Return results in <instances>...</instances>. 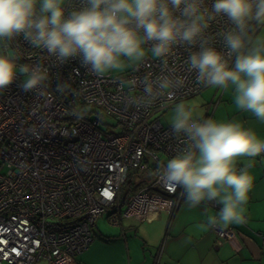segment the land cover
Wrapping results in <instances>:
<instances>
[{"label": "built area", "instance_id": "2783aa9c", "mask_svg": "<svg viewBox=\"0 0 264 264\" xmlns=\"http://www.w3.org/2000/svg\"><path fill=\"white\" fill-rule=\"evenodd\" d=\"M213 2L204 0L208 12ZM84 6L86 0H66V14ZM208 23L206 46L232 67L236 57L223 37L234 26L223 15ZM258 28L251 22V41ZM198 51L199 42L178 44L166 64L150 56L128 72L97 75L79 57L60 63L23 37L0 41V54L11 52L18 64L48 70L42 93L22 91L23 77L0 92V264H72L93 243L96 224L106 214L119 226L125 216L158 211L157 193L172 197L175 208L184 200L181 190L160 182L158 174L184 151L187 138L159 117L208 88L189 71V56ZM162 77L183 83L150 98L144 83L155 87ZM209 118L207 113L203 119ZM130 179L147 185L126 200L123 189ZM212 231L220 240L234 235L230 227Z\"/></svg>", "mask_w": 264, "mask_h": 264}, {"label": "clouds", "instance_id": "9594fccd", "mask_svg": "<svg viewBox=\"0 0 264 264\" xmlns=\"http://www.w3.org/2000/svg\"><path fill=\"white\" fill-rule=\"evenodd\" d=\"M66 0H0V41L23 37L60 63L79 57L97 75L121 70L124 60L141 61L150 44L154 57H166L178 44L197 45L189 56V71L205 87H234V103L264 121V42L253 44L251 22L264 24V0H214L212 11L204 0H86L79 10L65 9ZM226 16L234 26L224 43L236 59L232 67L212 47L204 33L209 20ZM18 85L24 92L42 93L48 70L40 64H18L13 53L0 54V92ZM145 82L144 91L156 98L183 83L168 78ZM172 131L187 138L184 151L167 160L158 179L181 190L189 208L211 204L201 227L226 229L246 222L245 205L255 184L250 171L264 154V139L239 122L203 119L184 103L175 106ZM241 158L243 166H238ZM214 208H218L214 210Z\"/></svg>", "mask_w": 264, "mask_h": 264}, {"label": "crops", "instance_id": "0c3cea01", "mask_svg": "<svg viewBox=\"0 0 264 264\" xmlns=\"http://www.w3.org/2000/svg\"><path fill=\"white\" fill-rule=\"evenodd\" d=\"M259 42H264V24L252 39L253 44ZM234 96V87L218 88L206 114L221 123L239 122L264 139V121L238 109ZM250 171L255 184L245 205L246 222L229 226L233 237L220 240L212 229L201 227L213 205L189 208L183 200L175 208L172 197L157 193L162 201L158 211L140 218L125 216L110 234L98 221L93 243L72 264H264V156L255 158Z\"/></svg>", "mask_w": 264, "mask_h": 264}, {"label": "rangeland", "instance_id": "374dc122", "mask_svg": "<svg viewBox=\"0 0 264 264\" xmlns=\"http://www.w3.org/2000/svg\"><path fill=\"white\" fill-rule=\"evenodd\" d=\"M146 50V57H150L153 56L151 51L148 50L145 46H143ZM124 60L125 63V67L121 70H115L106 74H121L124 72H128L130 70H132L134 68V66L136 64H138L141 61H129L127 60V58H122ZM218 92V88L215 87H208L207 89H205L204 91H202L200 94L196 95L195 97L189 98L181 103H184L187 107H190L194 110V112L199 116L202 114V117H205L206 114V110L208 109L209 105L213 102V100L215 99V96L217 95ZM174 109L175 106L166 110L163 114L160 115L159 120L162 124H167V125H171V118L173 116L174 113ZM107 124H110L111 126L115 127L117 126V123L113 120H107ZM115 131L120 132L122 131L121 127H117V129H115ZM151 166L153 167L154 164L151 162ZM147 184L145 182L140 183V184H136V183H132V184H127L124 187V191H123V197L126 196L127 193H129V188L131 187V193H135L138 190H140L141 188L145 187ZM122 209H125V205H123ZM107 214L105 216H103V218H100L99 221V225L101 226V229L103 231H107L108 234H110L112 231L117 230V226L112 225L106 218ZM97 228L94 229V233L96 232ZM6 264V263H3Z\"/></svg>", "mask_w": 264, "mask_h": 264}, {"label": "trees", "instance_id": "16d2710c", "mask_svg": "<svg viewBox=\"0 0 264 264\" xmlns=\"http://www.w3.org/2000/svg\"><path fill=\"white\" fill-rule=\"evenodd\" d=\"M130 180H131V179H130ZM132 183H133L132 180L127 182V184H129V185L132 184ZM127 184H126V185H127ZM123 191H124V189H123ZM130 194H131V187L129 188V193H127L126 196L123 197V199H126V200H127ZM126 200H125V201H126Z\"/></svg>", "mask_w": 264, "mask_h": 264}, {"label": "water", "instance_id": "95a60500", "mask_svg": "<svg viewBox=\"0 0 264 264\" xmlns=\"http://www.w3.org/2000/svg\"><path fill=\"white\" fill-rule=\"evenodd\" d=\"M262 25H263V24L259 23V28H258V30L261 28ZM258 30L256 31V33L258 32ZM256 33H255V35H256ZM255 35H254V36H255Z\"/></svg>", "mask_w": 264, "mask_h": 264}]
</instances>
